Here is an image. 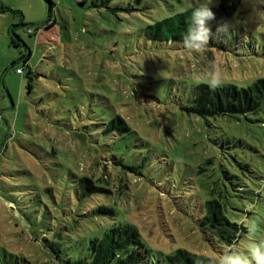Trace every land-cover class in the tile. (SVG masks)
<instances>
[{
    "label": "rangeland",
    "instance_id": "374dc122",
    "mask_svg": "<svg viewBox=\"0 0 264 264\" xmlns=\"http://www.w3.org/2000/svg\"><path fill=\"white\" fill-rule=\"evenodd\" d=\"M51 1L55 23L43 28L45 0H0V264H69L117 224L137 230L149 254L141 264H166L177 250L229 264L264 243V99L237 117L187 111L201 82L264 78V0H241L233 33L200 52L145 33L194 0ZM117 113L134 130L121 141L101 133V118ZM114 151L131 153L126 187L76 200L77 176L112 172ZM213 182L244 197L229 215L246 230L231 250L200 226Z\"/></svg>",
    "mask_w": 264,
    "mask_h": 264
},
{
    "label": "trees",
    "instance_id": "16d2710c",
    "mask_svg": "<svg viewBox=\"0 0 264 264\" xmlns=\"http://www.w3.org/2000/svg\"><path fill=\"white\" fill-rule=\"evenodd\" d=\"M45 1L48 15L43 28H48L55 23L54 17H50L54 3L51 0ZM240 1L219 0L218 5L209 6L215 13V19L208 21L214 36L220 35L223 29L233 33L227 21L236 14ZM2 10L18 13L22 19L20 10L7 6L3 7ZM191 13L192 7L146 25V36L160 41L191 42L194 45L202 43L198 39L196 30H193L192 35L184 40L191 28ZM19 39L18 35H10V43L13 46H19ZM28 58V54L23 57L24 64H26ZM263 99L264 78H257L246 87L228 84L215 89L211 88L209 84L201 82L192 90L191 103L187 107V111L193 112L204 119L223 115L237 117L256 112ZM101 119V133L107 138L113 136L121 141L124 136L134 132L127 120L118 113ZM114 146V150L118 151L121 143H114ZM116 151L110 156L112 172L108 170V173L104 174L105 171L103 170L107 168L104 164L100 173L99 168H95L88 174L77 176L76 183L73 186V196L76 200L84 201L91 198L93 194L107 192L111 190L108 186H115L114 182L118 184L119 188L126 187V179L124 178L126 170L134 171V165L126 161L130 158L131 153H128L130 156H126ZM97 165H100L99 161H96L95 166L97 167ZM109 175L112 178L111 181L108 179ZM229 187L213 182L210 189V198L203 204L200 226L204 232L211 233L225 244L228 250H231L246 230L229 217L236 209L235 201L244 198L239 192H236V186L232 183ZM95 211L114 214L112 208H106L105 206H99ZM85 251L82 257L69 262V264H141L148 260L149 256L137 230L129 224L114 225L104 230L101 236L91 237L86 244ZM165 261L166 264H221L214 257L196 255L185 250H177L174 254L166 255Z\"/></svg>",
    "mask_w": 264,
    "mask_h": 264
},
{
    "label": "clouds",
    "instance_id": "9594fccd",
    "mask_svg": "<svg viewBox=\"0 0 264 264\" xmlns=\"http://www.w3.org/2000/svg\"><path fill=\"white\" fill-rule=\"evenodd\" d=\"M219 4V0H194L191 13V28L184 40L192 35L193 30L198 33V39L202 42L192 46L189 50L200 52L204 50L213 37V32L208 24V21L215 19V13L209 7L210 4ZM219 30V29H218ZM213 89L223 84L220 76H216L207 82ZM251 209H248L250 211ZM245 251L229 257V264H264V243L253 242L251 246ZM249 256L251 259H249Z\"/></svg>",
    "mask_w": 264,
    "mask_h": 264
},
{
    "label": "built area",
    "instance_id": "2783aa9c",
    "mask_svg": "<svg viewBox=\"0 0 264 264\" xmlns=\"http://www.w3.org/2000/svg\"><path fill=\"white\" fill-rule=\"evenodd\" d=\"M16 72H19L20 73L21 72V69L20 68H17L16 69Z\"/></svg>",
    "mask_w": 264,
    "mask_h": 264
}]
</instances>
